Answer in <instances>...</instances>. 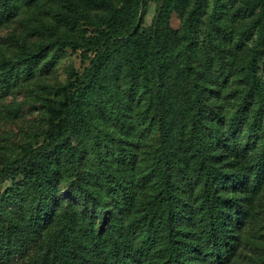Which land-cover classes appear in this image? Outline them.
I'll return each mask as SVG.
<instances>
[{
	"label": "trees",
	"instance_id": "trees-1",
	"mask_svg": "<svg viewBox=\"0 0 264 264\" xmlns=\"http://www.w3.org/2000/svg\"><path fill=\"white\" fill-rule=\"evenodd\" d=\"M49 1L0 0V24ZM54 15L36 49L0 58V95L67 49L90 63L42 104L39 141L0 158V264H232L264 206V0H57Z\"/></svg>",
	"mask_w": 264,
	"mask_h": 264
},
{
	"label": "rangeland",
	"instance_id": "rangeland-1",
	"mask_svg": "<svg viewBox=\"0 0 264 264\" xmlns=\"http://www.w3.org/2000/svg\"><path fill=\"white\" fill-rule=\"evenodd\" d=\"M56 7L57 0H50L32 11L20 3L17 15L0 24V58L8 56L15 59L20 53L27 55L30 50L36 49L39 44L37 30L55 21ZM157 9L158 5L151 2L144 17V29L153 25ZM180 21V16L174 15V29L179 28ZM81 27L87 31L84 33L86 37L95 35L94 26L82 22ZM63 29L62 33L68 31L71 36H77L68 28ZM89 63L90 59L83 50L67 49L66 55L50 71L40 72L37 69L31 78H22L8 95H0V158L4 154L19 155L24 145L39 141L46 124L45 107L42 104L53 98V93L69 81L73 72L82 73ZM10 185L7 183L2 190ZM262 209V221L254 236L255 245L243 244L232 264H254L256 259L264 256V206Z\"/></svg>",
	"mask_w": 264,
	"mask_h": 264
}]
</instances>
